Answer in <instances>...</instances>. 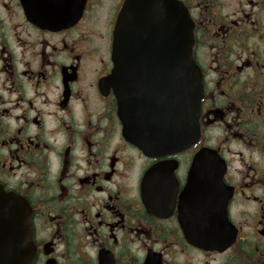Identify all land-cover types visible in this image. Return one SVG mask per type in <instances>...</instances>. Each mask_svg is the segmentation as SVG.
Segmentation results:
<instances>
[{
    "label": "flooded vegetation",
    "instance_id": "af4514ba",
    "mask_svg": "<svg viewBox=\"0 0 264 264\" xmlns=\"http://www.w3.org/2000/svg\"><path fill=\"white\" fill-rule=\"evenodd\" d=\"M127 1L0 0V190L30 210L32 264H264V0H166L192 24L199 135L146 154L123 137L107 83ZM149 73L134 66L140 111L157 87ZM201 150L223 162L231 192L218 248L199 199Z\"/></svg>",
    "mask_w": 264,
    "mask_h": 264
},
{
    "label": "water",
    "instance_id": "95a60500",
    "mask_svg": "<svg viewBox=\"0 0 264 264\" xmlns=\"http://www.w3.org/2000/svg\"><path fill=\"white\" fill-rule=\"evenodd\" d=\"M158 6V9H151ZM31 21L44 27L66 23V17L35 15ZM192 24L184 10L166 0H128L114 30L113 70L108 86L116 90L122 135L144 154L151 150L180 151L198 137V115L202 84L192 58ZM135 56V60L133 57ZM145 56L167 60L147 62ZM134 66L157 75L143 78L156 83L155 92H146V110L131 104ZM155 142V145L150 144ZM210 152L196 158V175L209 178L199 189L201 208L215 217L212 246L218 248L226 239L230 225L225 208L230 194L222 185V162ZM199 169V172L197 171ZM203 169H209L204 171ZM197 190V188L195 189ZM198 191V190H197ZM215 225V228H214ZM30 213L25 202L0 190V264H32Z\"/></svg>",
    "mask_w": 264,
    "mask_h": 264
}]
</instances>
